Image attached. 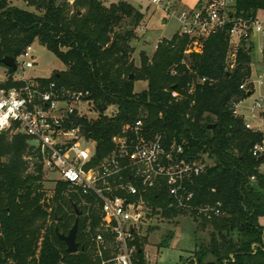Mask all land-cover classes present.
Here are the masks:
<instances>
[{"label":"trees","instance_id":"trees-1","mask_svg":"<svg viewBox=\"0 0 264 264\" xmlns=\"http://www.w3.org/2000/svg\"><path fill=\"white\" fill-rule=\"evenodd\" d=\"M27 5L35 12L0 0V64L38 42L65 67L49 79L39 78L44 86L88 91L96 104L117 108L95 121L75 120L88 140L101 145L103 156L126 125L144 116L146 130L162 133L167 145H183L192 160L206 157L212 164L191 186L194 204L221 202L222 216L195 219L201 236L195 235L197 252L188 264H264V158L252 155L263 135L234 115L235 106L253 95L255 45L243 41L231 69L227 30L206 39L201 53L189 52L192 40L177 33L163 39L152 58L141 52L137 67L133 42L145 15L128 2L107 7L101 0H27ZM258 10H264V0H236L237 14L252 16ZM136 82H147L148 89L135 93ZM28 140L22 133L0 138V264H101L95 236L105 235L104 259L115 244L101 227L100 203L60 180H50L55 187L48 190L41 159ZM144 198L152 215L189 216L169 209L166 186ZM77 218L80 249L69 254L56 229L68 235ZM147 240L131 243L137 264H148Z\"/></svg>","mask_w":264,"mask_h":264},{"label":"built area","instance_id":"built-area-1","mask_svg":"<svg viewBox=\"0 0 264 264\" xmlns=\"http://www.w3.org/2000/svg\"><path fill=\"white\" fill-rule=\"evenodd\" d=\"M148 1L178 20L180 35L192 40L189 52L201 53L206 39L220 30H227L231 42L228 55L231 69L243 41L256 47L258 36L264 40V10L252 16L237 14L236 0H201L195 10L180 13L172 8L175 2L171 4V0ZM34 44L15 59L17 70L6 82L0 83V138L5 134L26 135L28 142L37 143V147L31 148L41 159L44 172L57 174V180L100 203L101 227L112 236L115 244L108 259H104L103 253L108 249L105 235L95 236L101 264H137L136 247L131 243L148 237L143 228L145 223L165 220L161 215H152V208L144 198L145 193L157 187L166 186L169 209L185 212L198 220L222 216L221 202L194 204L196 194L191 186L210 165L209 160L206 157L192 160L187 157L183 145H167L162 133H149L144 116L126 125L121 134L113 138L114 149L103 156L101 145L88 140L75 120L95 121L107 115L105 112L109 108L102 111L88 91L68 90L55 83L44 86L39 78H26V72L37 64ZM258 54L263 57L264 51ZM17 73L23 77L19 78ZM256 74L257 82L253 75L249 82L252 94L257 87H264V71ZM241 89H247V85ZM241 103L235 106L234 115L245 120L239 110ZM251 114L263 126V129L253 127L245 120L248 130L263 135L262 141L253 147L252 155L264 158L263 94L255 99ZM98 145L100 156H97ZM145 258L149 262L147 251Z\"/></svg>","mask_w":264,"mask_h":264},{"label":"rangeland","instance_id":"rangeland-1","mask_svg":"<svg viewBox=\"0 0 264 264\" xmlns=\"http://www.w3.org/2000/svg\"><path fill=\"white\" fill-rule=\"evenodd\" d=\"M62 1V0H59ZM72 1V4L75 0ZM105 6L126 1L145 15L144 22L137 30V39L133 42L135 47V54L133 60L137 67H140V54L144 52L148 57L152 58L156 46L163 39H171L175 34L180 32V25L175 17L169 15L162 9L151 5L148 0H101ZM201 0H171V4L175 2L172 7L178 13L182 11L195 10ZM10 5L20 9L35 12V9L27 5V0H9ZM143 30V31H142ZM36 55V66L32 70H28L25 74L26 78H43L49 79L55 73L62 72L65 67L63 63L49 50L41 46L38 42L34 44ZM264 51V40L261 36L256 39V49L253 56V74L254 71H264V54H258L259 51ZM259 60V61H258ZM257 62V63H256ZM9 69L0 64V83L7 81L9 77ZM19 78L23 74L17 73ZM256 73L253 75V80L257 82ZM148 89L147 82H136L135 93L140 94ZM264 95V87L256 88L254 94L248 99L244 100L239 110L245 116V120L253 127H261L259 121L252 117L251 109L254 106L255 99L260 95ZM117 112V108L110 107L105 113L111 116ZM14 135V134H9ZM212 164L211 161H208ZM264 173V166L261 168ZM45 178L49 181L45 183L48 190H53L55 184L50 180H57V174H50L45 172ZM260 224L264 227V217L260 219ZM199 223L190 216H181L173 220H157L155 222L145 223L144 229L148 236L145 251L149 254L148 264H188L190 260L194 259L197 252L195 243V235L201 236L197 232ZM151 229V231H150ZM149 230V231H148ZM209 230L203 233V237L207 239ZM202 237V238H203ZM207 260H213L208 257Z\"/></svg>","mask_w":264,"mask_h":264},{"label":"water","instance_id":"water-1","mask_svg":"<svg viewBox=\"0 0 264 264\" xmlns=\"http://www.w3.org/2000/svg\"><path fill=\"white\" fill-rule=\"evenodd\" d=\"M2 64L14 72L17 70V65L15 62V59L12 57L4 58L2 60ZM131 79H133V76H131ZM250 95H251V93H249V96ZM100 107H101L102 111L107 110V106H105V105H101ZM28 145L30 147H33V148L37 147V143L34 141H29ZM100 154H101L100 145H98L97 156H100ZM75 210H76L77 216L79 217L81 215V212L76 207H75ZM78 231H79V218L76 219L75 224H74L73 228L70 230L68 235L61 234L59 232V230L56 229V234H57L59 240L65 243V245L67 247L66 251L69 254H76V253H78V251L80 249V244L77 241Z\"/></svg>","mask_w":264,"mask_h":264},{"label":"crops","instance_id":"crops-1","mask_svg":"<svg viewBox=\"0 0 264 264\" xmlns=\"http://www.w3.org/2000/svg\"><path fill=\"white\" fill-rule=\"evenodd\" d=\"M258 61H259V60H258ZM256 63H257V62H256ZM252 68H253V66H252ZM257 72H258V71H254V74L257 73ZM254 74H253V75H254ZM41 79H43V78H41ZM242 115H243V113H242Z\"/></svg>","mask_w":264,"mask_h":264}]
</instances>
